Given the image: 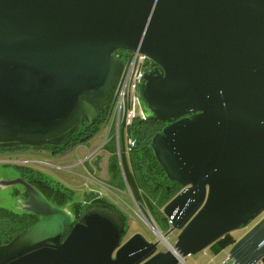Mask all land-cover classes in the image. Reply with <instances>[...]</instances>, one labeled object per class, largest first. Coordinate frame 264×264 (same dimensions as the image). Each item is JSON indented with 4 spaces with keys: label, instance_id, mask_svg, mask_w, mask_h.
<instances>
[{
    "label": "water",
    "instance_id": "1",
    "mask_svg": "<svg viewBox=\"0 0 264 264\" xmlns=\"http://www.w3.org/2000/svg\"><path fill=\"white\" fill-rule=\"evenodd\" d=\"M117 50L155 66L138 108L164 124L148 146L181 186L162 207L176 238L133 234L110 204L75 216L23 178L38 216L0 244V264H186L246 230L220 264L264 259V0H0V148L63 147L93 125L122 74ZM76 219V220H75Z\"/></svg>",
    "mask_w": 264,
    "mask_h": 264
},
{
    "label": "rangeland",
    "instance_id": "2",
    "mask_svg": "<svg viewBox=\"0 0 264 264\" xmlns=\"http://www.w3.org/2000/svg\"><path fill=\"white\" fill-rule=\"evenodd\" d=\"M108 127L109 122L103 119L95 135L89 138L85 144L79 145L76 150L63 158L58 157L56 155L58 153L49 149L46 151L36 150L37 153H24V155L46 161L49 165H39L33 168L45 172L44 174L46 176L52 178L60 185H63V189L67 193H71V203L58 205L54 202V204L67 209L74 215V211H72L70 207V204L74 203L73 201H82L84 204V197L89 201L99 193L101 196L114 203L123 214L125 219V231L122 235L121 242L136 233L142 235L147 241L154 242L160 237V234L154 233L149 224L138 212L137 206L140 205L136 203L137 201L134 197H137V199L143 202L145 201L140 197V194L136 192L137 190L135 187H129L132 181V168L129 166L128 157L126 155L124 156V172H122L118 158L113 156L115 144L109 141L104 144L102 150L90 157V159L85 158L96 151L100 145L107 140ZM132 154L133 151L130 153V157ZM82 160L83 163H81ZM6 170L8 174L18 173L14 165L0 163V173ZM93 170L96 172L92 174ZM17 191L21 193L22 188L20 186L0 187V208L18 212L19 203L17 201L19 196ZM90 192L92 193L88 195ZM134 200L136 201L135 203ZM141 209L144 210L143 206H141ZM150 211L152 214L151 222L155 229L161 234L167 233L170 227L162 213V209L160 213L158 210L154 211L150 209ZM143 212L147 215L145 210ZM251 224H249L248 227H250ZM243 231L242 229H238L230 234L236 237ZM175 238L176 232H170L167 236L168 240L164 239L163 242L158 244V251L165 250V244H169L168 241L172 243ZM213 254L216 255L217 253L213 251L212 247H207L197 254L186 257L185 262L186 264H194L191 259L199 257V262L201 263L198 262V264H202Z\"/></svg>",
    "mask_w": 264,
    "mask_h": 264
},
{
    "label": "trees",
    "instance_id": "3",
    "mask_svg": "<svg viewBox=\"0 0 264 264\" xmlns=\"http://www.w3.org/2000/svg\"><path fill=\"white\" fill-rule=\"evenodd\" d=\"M104 116L105 112L99 113L97 121L93 125L86 126L83 131H79V129L72 136L70 141L63 147L51 148H57L58 150L55 151L56 153H64L76 145L87 142V140L98 131L99 124L103 120ZM163 126L164 124L158 121L145 119L136 120L132 128V133L137 144L133 149V154L128 158L129 166L132 168V181L131 184H129V187H135L137 190L136 192H138L140 197L145 201L143 202L142 200L137 199V197H134L135 200L143 206L144 210L148 213L151 219L152 214L150 209L154 211L158 210L160 213L162 207L181 189L180 185L169 181L165 177L148 146L150 138L155 133L159 132ZM25 168L26 169H23L22 171L23 176L27 178L28 182L33 183V185H35L36 188L50 201L53 203L55 202L58 205L71 203V193H67L63 189V185H60L52 178L46 176L44 174L45 172L30 167ZM91 193L92 192L88 195ZM83 201L84 204L82 201H73L74 203L70 204L75 217H77L87 205L106 203L115 207L106 198L100 197L98 194H96L89 201L86 197H84ZM35 221V216L30 213L24 211L14 212L0 208V244L9 242L14 235L28 228ZM235 241V237L229 233L214 242L210 247L213 248L214 252H217L220 249L233 244Z\"/></svg>",
    "mask_w": 264,
    "mask_h": 264
},
{
    "label": "built area",
    "instance_id": "4",
    "mask_svg": "<svg viewBox=\"0 0 264 264\" xmlns=\"http://www.w3.org/2000/svg\"><path fill=\"white\" fill-rule=\"evenodd\" d=\"M116 56L120 58L123 63V70L115 91V95L112 98L110 104L106 107L104 111L105 116L103 119L104 121L109 122V127L107 131V140L104 143H102L96 151H94L85 158L90 159V157H92L97 152L103 149L105 143L111 141L115 144L113 155L118 158L121 171L124 172L123 171L124 156L126 155L129 158L130 153L133 151L134 147L137 144L132 133V128L136 120L144 119L140 109L138 108V97H137L138 84L144 72L147 69L154 67L155 63L146 55L139 52L138 50L135 51L117 50ZM37 151L27 150L20 152L17 151L13 153H4L0 155V163L11 164L14 166H24L30 168L37 167L39 165H43V166L49 165L46 161H41L37 158L28 157L24 155V153H37ZM81 163H83V160L81 161ZM95 172L96 171L93 170L92 174ZM97 194L98 196L103 197L99 193ZM135 202L136 201L134 200V203ZM136 203L140 205L137 206L138 212L141 214L142 218L149 224L153 232L156 234L157 233L161 234L155 229L153 223L151 222V217L148 215V213L147 215L144 214L143 212L144 210L141 209L142 205L138 202ZM112 204L115 205L114 203ZM117 209L120 211L118 207ZM167 223L168 226H170L169 220H167ZM262 261L263 260H261L257 264H261Z\"/></svg>",
    "mask_w": 264,
    "mask_h": 264
},
{
    "label": "flooded vegetation",
    "instance_id": "5",
    "mask_svg": "<svg viewBox=\"0 0 264 264\" xmlns=\"http://www.w3.org/2000/svg\"><path fill=\"white\" fill-rule=\"evenodd\" d=\"M100 118V117H99ZM84 128H86V126H85V124L84 123H82L81 124V126H80V130L79 131H83L84 130ZM75 147V146H74ZM51 150V151H57L58 149L57 148H51V147H47V148H45V149H43V150ZM17 151H27L26 149H19V150H11V149H8V148H0V155L1 154H4V153H13V152H17ZM16 167V169L18 170V173L17 174H8V171L6 172V171H3L2 173H0V180H13V179H15V180H17L18 178L20 179V178H23V179H25L27 182H28V180H27V178L26 177H24L23 176V174H22V171H23V169H26L24 166H15ZM30 183V182H29ZM32 186H34V187H36L35 185H33V183H30ZM8 186V185H7ZM9 186H20L21 188H22V192L21 193H19L18 191V203H19V205H18V212H22V211H24V212H27V213H30V214H32V215H34L32 212H28V211H26V210H24V209H22L21 208V202L22 201H24V200H26L27 199V197H28V195H27V192H26V190H25V188L21 185V184H18V183H16V184H12V185H9ZM0 187H5V186H3V185H0ZM45 197V196H44ZM50 203H52L53 205H56V204H54L52 201H50L47 197H45ZM115 206V205H114ZM116 207V206H115ZM114 207V208H115ZM117 208V207H116ZM263 215V214H262ZM262 215H260L255 221H257L258 219H260L261 217H262ZM35 216V215H34ZM35 218H36V220H38V216H35ZM74 218H76V217H74ZM76 220V219H75ZM254 221V222H255ZM254 222L250 225V227L254 224ZM250 227H248L247 229H249ZM246 229V230H247ZM245 229H244V231L243 232H245L246 231ZM163 237V236H162ZM161 238V237H160ZM162 240H164V238H161ZM122 240V239H121ZM127 240V239H126ZM125 241V240H124ZM124 241H122V242H124Z\"/></svg>",
    "mask_w": 264,
    "mask_h": 264
},
{
    "label": "crops",
    "instance_id": "6",
    "mask_svg": "<svg viewBox=\"0 0 264 264\" xmlns=\"http://www.w3.org/2000/svg\"><path fill=\"white\" fill-rule=\"evenodd\" d=\"M86 143V142H85ZM85 143H82V144H85ZM82 144H79V145H82ZM78 145V146H79ZM78 146H76V147H74L73 149L72 148H70L69 150H67V151H65L64 153H58V154H56L58 157H65L66 155H68V154H70L71 152H73L74 150H76L77 149V147ZM54 155V154H53ZM114 156V155H113ZM115 157V156H114ZM105 158H107V157H105ZM116 158V157H115ZM106 164V163H105ZM244 232H241L240 234H238L236 237H235V239L237 240L242 234H243ZM231 245L232 244H230V245H228V246H226V247H224V248H222V249H220L219 251H217L216 253V255L215 254H213V255H211V256H209V258H208V260H206L205 262H203L202 264H218V263H221L222 261H223V259L224 258H226V255H227V253H228V249L231 247ZM191 256V255H190ZM192 260V262L194 263V264H198V262H199V260H200V258L199 257H196V258H193V259H191ZM199 263H201V262H199ZM261 264H264V262L262 261V263Z\"/></svg>",
    "mask_w": 264,
    "mask_h": 264
},
{
    "label": "bare ground",
    "instance_id": "7",
    "mask_svg": "<svg viewBox=\"0 0 264 264\" xmlns=\"http://www.w3.org/2000/svg\"><path fill=\"white\" fill-rule=\"evenodd\" d=\"M162 236H163V235H162V234H160V237H161V238H164V236H163V237H162ZM160 237H159V238H160ZM161 238H160V239H161ZM164 239H165V238H164ZM161 240H162V239H161ZM162 241H163V240H162Z\"/></svg>",
    "mask_w": 264,
    "mask_h": 264
},
{
    "label": "clouds",
    "instance_id": "8",
    "mask_svg": "<svg viewBox=\"0 0 264 264\" xmlns=\"http://www.w3.org/2000/svg\"><path fill=\"white\" fill-rule=\"evenodd\" d=\"M118 210V209H117ZM167 220V219H166ZM263 260V259H262Z\"/></svg>",
    "mask_w": 264,
    "mask_h": 264
}]
</instances>
